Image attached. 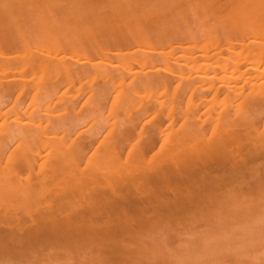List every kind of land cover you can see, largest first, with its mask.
<instances>
[{
  "label": "bare ground",
  "instance_id": "6f19581e",
  "mask_svg": "<svg viewBox=\"0 0 264 264\" xmlns=\"http://www.w3.org/2000/svg\"><path fill=\"white\" fill-rule=\"evenodd\" d=\"M210 39L116 61L0 49L2 253L70 241L125 258L264 174V22Z\"/></svg>",
  "mask_w": 264,
  "mask_h": 264
},
{
  "label": "rangeland",
  "instance_id": "374dc122",
  "mask_svg": "<svg viewBox=\"0 0 264 264\" xmlns=\"http://www.w3.org/2000/svg\"><path fill=\"white\" fill-rule=\"evenodd\" d=\"M248 20L263 24L264 0H0V49L63 47L73 59L102 61L153 49L185 56ZM262 175L227 195L219 210L193 211L141 237L147 243L129 242L125 258L97 244L52 241L17 250L37 249L33 256L0 251V264H264Z\"/></svg>",
  "mask_w": 264,
  "mask_h": 264
}]
</instances>
